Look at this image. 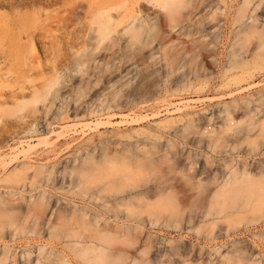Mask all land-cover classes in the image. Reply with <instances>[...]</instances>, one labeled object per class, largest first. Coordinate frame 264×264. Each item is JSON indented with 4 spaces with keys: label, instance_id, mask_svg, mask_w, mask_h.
Returning <instances> with one entry per match:
<instances>
[{
    "label": "rangeland",
    "instance_id": "374dc122",
    "mask_svg": "<svg viewBox=\"0 0 264 264\" xmlns=\"http://www.w3.org/2000/svg\"><path fill=\"white\" fill-rule=\"evenodd\" d=\"M94 1L0 9L16 44L5 43L0 52L11 60L0 64V103L12 106L32 87L56 78L34 113L0 115V205L43 192L44 219L53 213L58 225L59 211L70 216L75 210L74 220L93 236L83 243L102 251L108 264H264V61L254 39L239 58L233 56L238 25L230 24L242 0L198 2V9L184 8L177 22L152 0H137L134 15L147 16L157 29L150 39L131 42L120 35L129 23L123 19L113 33L114 56L96 46L89 28ZM78 4L75 16L70 9ZM261 9L245 24L255 14L264 27ZM32 31L54 44L47 58L35 42L30 49L26 35ZM85 55L89 60L80 67L76 59ZM226 108L227 125L235 130L211 150L205 141ZM99 120L103 126H94ZM30 121L51 125L30 129L21 123ZM122 166L131 175L117 173ZM230 167L252 175H230ZM34 170L40 173L33 176ZM11 175L16 182L7 179ZM76 221L65 230L78 229ZM1 228L0 251L9 246L16 263L30 264L45 246L64 253L69 264H90L44 230L12 237L9 226Z\"/></svg>",
    "mask_w": 264,
    "mask_h": 264
},
{
    "label": "bare ground",
    "instance_id": "6f19581e",
    "mask_svg": "<svg viewBox=\"0 0 264 264\" xmlns=\"http://www.w3.org/2000/svg\"><path fill=\"white\" fill-rule=\"evenodd\" d=\"M111 1L114 0H96L90 4V10L87 11L91 16V23L89 25L90 26L89 28L95 34L94 39L96 41L97 47L103 45L104 47H106L111 51V56H114L115 54L118 53V51L114 49V47H117L118 38L113 33H115L119 23L122 22V20L125 18L129 19V23L127 24V26H125V28H123L124 33H120V35L127 36V38L131 42H132V38L137 39L139 37L142 38L144 36L146 37V39H150L151 37L154 36V33L157 29L156 22H151L149 24L147 22V16L146 17L140 16L138 18L137 16L134 15L135 14L134 4L137 0H120L119 1L120 4L117 6V8H109V3ZM152 1L154 2V6H156L159 9V11L166 16V18L169 21L177 22L176 19L178 18V16H180L184 8L191 6L194 9H198L200 5L198 4V2L203 4V2H205L206 0L205 1L204 0L203 1L152 0ZM36 3H40L42 7H51L53 5L63 3V0H0V9L32 7ZM262 6H264V0H242L240 5L234 11L232 17L233 21L231 22L230 27L232 25H238L237 26L238 32L235 34L234 42L231 45L234 48L233 56L235 58L237 57L239 58L240 53L243 50H246V48L252 42V39H254L256 42L257 49L261 50V52L257 51V57H261L264 61V27L259 26L257 24L258 21L257 15H255L256 12H260L262 10L261 9ZM81 9H82L81 5L78 4L77 6L72 7L70 9V12L73 14L75 13L74 15L77 16L76 11ZM116 9H120V11ZM111 11H115L117 15L113 17ZM250 13H255V14L250 15L251 23L250 25H246L245 18H247V16ZM45 17L46 16H44V18ZM114 18L116 21L113 20ZM6 20L7 23H5ZM6 24L7 25L9 24L8 17L5 14L0 13V52H3L4 50L3 45L5 43H7L8 46L16 45L15 41L13 42L12 38H10V34L8 33V28ZM263 26H264V22H263ZM33 33L34 31H32L31 33L28 32L26 35L27 37L30 36L29 39L30 41L28 40L30 42L29 44L30 49L33 51L34 42H35L37 44V47H39L40 51H42V53L44 54L42 55V59H43L44 57H46L45 54L48 55L51 53V49L53 48L54 44L51 43V45H46L43 39H40V37L39 38L36 37L35 35H33ZM225 39H228V36L227 38L225 37ZM31 40H34L33 43ZM90 55H85V58L76 59L77 64L80 67H82L85 64L86 60L87 61L89 60L88 56ZM16 60L18 61L21 60L22 62H24L23 64H26V59L22 60L20 56L16 57ZM10 61L11 60L8 56L0 57V64L2 63V67L9 65ZM54 61L55 60L51 61L50 63H53ZM47 62H49V60ZM20 68L22 69V66H20ZM249 74L250 73L248 71L242 72L241 74L235 76L233 79L234 81L237 82L240 81L241 79H244L245 78L244 75H249ZM7 75L8 73L6 74V76ZM9 76L11 77L12 74L11 75L9 74L6 78L8 79ZM55 79L52 78L51 80H46L44 84L41 85L40 87H32V89L29 90V94H28L29 97L27 99L22 100L20 102H16L12 106H5L2 103H0V115L3 116L9 114L18 115L23 111L34 113L38 109V107L36 106L37 103H43L44 101L47 100L48 95L51 94L52 92L51 90L53 86L56 84ZM243 89H245V87ZM6 94L8 95V93ZM0 98H1V93H0ZM112 108L113 106L111 104L108 107H106V109H112ZM223 114H225V116L223 118L222 124L219 126V128L218 127L212 128L210 135L205 141L206 147L211 150L217 149L225 141V134L233 132L235 130L227 125L228 118L231 117V112L226 108L223 110ZM99 122L102 121L99 120L98 122H94L93 123L94 126L101 124L103 126V122L102 123ZM21 123L23 125L30 127V129L39 128V127L43 129L51 125L50 122H39V121H30V122H21ZM237 124L239 125V122H237ZM83 127H86L85 123ZM104 159L105 161H112L111 160L112 158H104ZM86 161L88 160H85V162ZM118 170L120 171L117 172L119 174L123 173L124 175H131V169L127 166L118 167L117 171ZM229 172L230 175H252L251 172L245 167L239 170L230 167ZM39 173L40 172L38 170H34L32 175L34 176ZM7 179L13 182L17 181V178L12 175L7 176ZM81 184L85 185V181L83 180ZM44 195L45 194L42 192L38 194L37 197H32V199H30L29 196V199L23 200L22 203L19 201L15 203L3 202L0 205V227L1 224H5L9 226L11 228V232L9 234H11L12 237H14L17 234H26V233H31L33 235H40L42 230H44L47 232L50 239L55 238L62 241L64 243V246L69 250L74 251L75 254L83 262L90 264H108L107 260L104 258V253L102 251L94 252L95 250L94 246H88L85 243H83L86 237H93V236L91 234L90 235L88 234L87 236V229L85 223L83 222L78 223L76 220H74L75 216L77 215L75 210L71 212L70 216L63 214V212L65 213V211H59L58 214L56 215V219L54 218L55 221L60 222L58 225H56L51 219L53 213H51L49 218L44 219V215L46 211V202ZM13 205L14 208H12ZM218 208L220 209V211H222L224 209V204H220ZM127 211H130V209H127ZM207 214H210V211ZM113 216L116 217L117 215L114 213ZM81 218L83 217L81 216ZM72 220L74 222L76 221V224L78 225V229L72 231L65 230L66 223L68 222L69 224L72 222ZM57 228H59L60 230L57 231L56 230ZM4 234L2 233V228H1L0 237H3ZM72 238L77 239V241L72 243L71 241L68 240ZM17 261H18L17 254L12 249H10L9 246L4 245L3 249L0 251V264H19L16 263ZM30 264H69V261L65 257L64 253H58L53 251L52 249H49V251H47V248L45 246H39L37 249V257L32 259Z\"/></svg>",
    "mask_w": 264,
    "mask_h": 264
}]
</instances>
